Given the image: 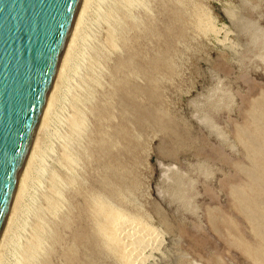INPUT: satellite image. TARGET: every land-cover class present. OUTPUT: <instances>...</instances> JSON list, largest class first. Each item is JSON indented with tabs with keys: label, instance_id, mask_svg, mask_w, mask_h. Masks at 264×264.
<instances>
[{
	"label": "rangeland",
	"instance_id": "374dc122",
	"mask_svg": "<svg viewBox=\"0 0 264 264\" xmlns=\"http://www.w3.org/2000/svg\"><path fill=\"white\" fill-rule=\"evenodd\" d=\"M113 1L97 9H112L111 24L86 26L45 173L30 187L40 211L51 175L61 195L55 214H41L33 264H119L96 235L93 195L152 228L143 264H264V0ZM72 96L84 125L68 169ZM35 221L28 212L19 243Z\"/></svg>",
	"mask_w": 264,
	"mask_h": 264
},
{
	"label": "bare ground",
	"instance_id": "6f19581e",
	"mask_svg": "<svg viewBox=\"0 0 264 264\" xmlns=\"http://www.w3.org/2000/svg\"><path fill=\"white\" fill-rule=\"evenodd\" d=\"M106 1L107 0H81L80 2L75 21L65 44L31 146L19 175L9 212L0 233V264H6L9 254V256L14 255L12 264H33L36 255H38L41 250L42 236L45 233V224L41 214L50 213L53 215L57 212L61 195L59 190L60 181L58 182L55 175H51L50 177V189L48 194L44 196L46 204L41 211L31 205L32 195L30 191L33 190H30V187L35 181L38 182L45 173V169L41 166V163L44 162V155L49 151L46 141L49 137L52 138L53 141V137L51 136L53 133L55 134V132L50 134V126H53L51 124L57 116L56 112L60 109L61 102L69 95L68 91L70 86L68 83L78 73L80 68L79 60L83 57V51H85V40L87 38L85 29H87V24L92 19L102 21L105 24H111L114 19L111 8L97 12L99 6L106 3ZM135 2L136 0L113 1V3L120 8L134 6ZM204 17L206 18V16ZM95 20L92 21L95 22ZM202 21L204 22V20ZM203 26L206 25L204 24ZM114 41V32L109 29L105 43L113 47L115 46ZM81 80L82 78H80V81ZM69 102L72 107V115L66 120L69 134L64 139V148L60 154V162L65 168L71 169L73 164H75V158L72 156L68 144L80 137L84 120L78 108V98L72 96ZM48 134L49 137L47 136ZM46 136L48 137L47 140ZM254 143L252 142V145H250L252 152L258 151L261 154L260 146L257 142ZM253 179L254 181H258L255 177H253ZM90 202L92 207L90 212L94 216L96 235L116 261H118L119 264H143L146 260L147 249L150 248V243L153 242L152 228L142 222L140 218L130 216L125 211L117 208L109 200L103 199L98 195L91 196ZM28 212L33 213L34 217H36V221L31 227L30 238L25 241V243L21 244L19 243V233L24 227L25 217ZM9 262L10 261H8L7 264Z\"/></svg>",
	"mask_w": 264,
	"mask_h": 264
},
{
	"label": "water",
	"instance_id": "95a60500",
	"mask_svg": "<svg viewBox=\"0 0 264 264\" xmlns=\"http://www.w3.org/2000/svg\"><path fill=\"white\" fill-rule=\"evenodd\" d=\"M81 0H0V233Z\"/></svg>",
	"mask_w": 264,
	"mask_h": 264
}]
</instances>
